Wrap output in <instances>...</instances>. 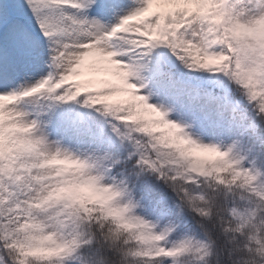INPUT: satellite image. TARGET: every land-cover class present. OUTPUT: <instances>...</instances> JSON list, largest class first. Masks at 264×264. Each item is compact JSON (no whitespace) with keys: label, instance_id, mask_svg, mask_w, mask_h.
<instances>
[{"label":"snow or ice","instance_id":"obj_1","mask_svg":"<svg viewBox=\"0 0 264 264\" xmlns=\"http://www.w3.org/2000/svg\"><path fill=\"white\" fill-rule=\"evenodd\" d=\"M0 264H264V0H0Z\"/></svg>","mask_w":264,"mask_h":264}]
</instances>
